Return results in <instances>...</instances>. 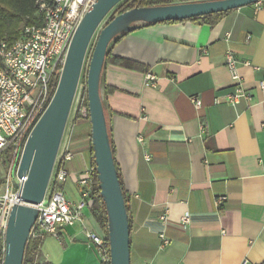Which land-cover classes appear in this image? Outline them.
I'll return each instance as SVG.
<instances>
[{"label": "crops", "instance_id": "crops-1", "mask_svg": "<svg viewBox=\"0 0 264 264\" xmlns=\"http://www.w3.org/2000/svg\"><path fill=\"white\" fill-rule=\"evenodd\" d=\"M192 1L207 0L176 3ZM227 52L250 97L233 104ZM107 53L101 97L128 209L130 264H264V0L213 26L141 27ZM71 123L74 157L59 190L77 202V178L91 167V129L87 118ZM90 207L81 223L42 239L39 264H101L87 239L104 236Z\"/></svg>", "mask_w": 264, "mask_h": 264}, {"label": "built area", "instance_id": "built-area-1", "mask_svg": "<svg viewBox=\"0 0 264 264\" xmlns=\"http://www.w3.org/2000/svg\"><path fill=\"white\" fill-rule=\"evenodd\" d=\"M96 0H50L40 2V25L24 26L15 40L0 39V264H3L5 233L13 206L20 203L23 179L17 169L29 133L46 111L55 92L59 76L72 37L83 16ZM225 66L234 84L235 92L230 103L239 98L249 99L242 88L237 64L232 52L225 55ZM146 85H154V78L147 75ZM258 87L264 91V82ZM86 95H76L72 103V117L87 118ZM199 107V101L195 100ZM71 113V110H70ZM72 119V118H71ZM66 123L53 165L46 194L35 206L36 220L29 232L28 241L50 236L58 237L59 229L81 223L83 210L92 203L94 173L91 167L77 178L80 200L73 202L59 190L69 176L66 165L74 153L71 149L73 125ZM225 198L215 204L220 207ZM189 222L181 219V226ZM87 239L101 264H110L108 239L88 233ZM27 241V242H28ZM241 264H248L243 261Z\"/></svg>", "mask_w": 264, "mask_h": 264}, {"label": "water", "instance_id": "water-1", "mask_svg": "<svg viewBox=\"0 0 264 264\" xmlns=\"http://www.w3.org/2000/svg\"><path fill=\"white\" fill-rule=\"evenodd\" d=\"M123 0H96L81 19L70 42L52 99L25 142L17 169L22 180L20 203L10 212L3 264H22L35 206L46 194L64 129L76 94L89 44L98 32L86 73L91 146L100 197L107 218L110 264H130L129 224L125 200L109 142L101 97V74L109 46L121 35L164 22H184L254 5L261 0H207L134 8L101 24Z\"/></svg>", "mask_w": 264, "mask_h": 264}, {"label": "trees", "instance_id": "trees-1", "mask_svg": "<svg viewBox=\"0 0 264 264\" xmlns=\"http://www.w3.org/2000/svg\"><path fill=\"white\" fill-rule=\"evenodd\" d=\"M50 0H0V39L5 38L8 40H15L20 36L22 30L21 27L40 25L42 16L38 12V4L40 2H49ZM177 0H123L118 4L109 15L108 21H111L115 16L120 15L126 11L132 10L134 8H145V7H155L176 4ZM196 2V1H192ZM226 13L214 14L206 17L196 18L189 20L196 23H204L209 26L215 25ZM164 23H176V22H164ZM23 29V28H22ZM91 57V56H90ZM110 61L108 53L105 56L104 64ZM122 65L130 67L129 63L121 62ZM86 93V83L85 89ZM87 107V102L85 103ZM88 112V110H87ZM89 121V116H87ZM90 153H91V168L94 173L93 189L91 194V215L97 224V226L102 230L105 238H107V218L104 203L100 197L99 185L97 181V176L95 172L93 151L91 146L90 138ZM124 196V195H123ZM125 200V198H124ZM126 210L128 213L126 201ZM129 232H130V222ZM39 247L40 241H28L24 251V258L22 264H39Z\"/></svg>", "mask_w": 264, "mask_h": 264}, {"label": "rangeland", "instance_id": "rangeland-1", "mask_svg": "<svg viewBox=\"0 0 264 264\" xmlns=\"http://www.w3.org/2000/svg\"><path fill=\"white\" fill-rule=\"evenodd\" d=\"M111 14V13H110ZM109 14V15H110ZM109 15L108 17L103 21V23L101 24V27H103L107 21H108V18H109ZM23 27L20 28V30H22ZM97 35H98V32L94 35V37L92 38L90 44H89V47L87 49V52H86V55H85V59H84V62H83V67H82V71H81V75L79 77V82H78V86H77V90H76V95H80V96H83V95H86L84 89H85V83H86V73H87V68H88V64H89V60H90V56L92 54V50H93V47H94V44L96 42V38H97ZM72 118V109H71V113L69 114V117H68V122H70V119Z\"/></svg>", "mask_w": 264, "mask_h": 264}]
</instances>
